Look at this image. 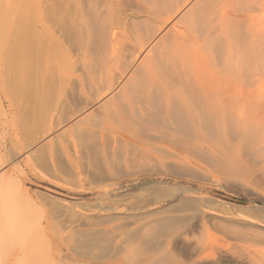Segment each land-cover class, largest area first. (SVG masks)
<instances>
[{"label":"rangeland","instance_id":"obj_1","mask_svg":"<svg viewBox=\"0 0 264 264\" xmlns=\"http://www.w3.org/2000/svg\"><path fill=\"white\" fill-rule=\"evenodd\" d=\"M150 4L0 0V264L264 261L263 95L238 97L219 133L146 87L110 105L145 54L131 55ZM109 28L131 35H116L121 63L105 53Z\"/></svg>","mask_w":264,"mask_h":264},{"label":"bare ground","instance_id":"obj_2","mask_svg":"<svg viewBox=\"0 0 264 264\" xmlns=\"http://www.w3.org/2000/svg\"><path fill=\"white\" fill-rule=\"evenodd\" d=\"M150 1L152 7L148 12L153 16L154 25L152 29H146L148 40L144 35L145 30L138 29V32H133L138 49H133L132 57L139 50H142L141 53L146 51L140 61L137 57L138 68L134 65L135 69L131 70V65H128L130 68L127 66L132 72L126 82L118 87L120 90L117 101H110L116 113L131 105L134 92L143 91L146 87L151 93L153 91L159 94L161 107L164 105L168 108L169 105L171 108L177 107V110L179 108L181 115L194 131L201 133L200 125L203 124L219 133L224 126L234 122L235 115L243 106L237 102L238 97L248 98L255 91L264 97V0H194L183 12L181 10L189 0ZM148 7L149 4L147 9ZM180 12L182 13L179 15ZM168 24L170 25L167 29H163ZM106 31L105 53L111 58L110 61H120L123 53L128 57V53L123 52V40L129 39L127 37L131 36L128 35L130 30L128 34L123 29L109 28ZM116 35L124 39H118ZM143 36L145 41H142ZM126 50L128 52L127 48ZM105 73L104 81L108 85L106 88L112 90L111 68L107 66ZM148 91L144 99L148 96ZM154 100L151 101V106L152 102L157 101ZM146 103L147 108H150V104L145 101ZM136 110L140 114L144 112L142 107L137 106ZM200 136L196 138L200 139ZM256 152L264 155V143ZM262 254L261 261L264 256Z\"/></svg>","mask_w":264,"mask_h":264}]
</instances>
